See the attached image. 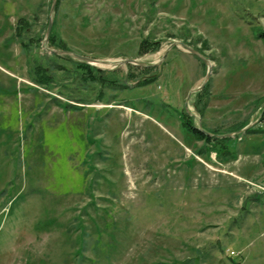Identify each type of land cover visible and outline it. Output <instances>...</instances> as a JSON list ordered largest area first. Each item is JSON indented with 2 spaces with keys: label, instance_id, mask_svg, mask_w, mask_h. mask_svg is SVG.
<instances>
[{
  "label": "rangeland",
  "instance_id": "1",
  "mask_svg": "<svg viewBox=\"0 0 264 264\" xmlns=\"http://www.w3.org/2000/svg\"><path fill=\"white\" fill-rule=\"evenodd\" d=\"M51 1L0 0V264H264V0Z\"/></svg>",
  "mask_w": 264,
  "mask_h": 264
},
{
  "label": "trees",
  "instance_id": "2",
  "mask_svg": "<svg viewBox=\"0 0 264 264\" xmlns=\"http://www.w3.org/2000/svg\"><path fill=\"white\" fill-rule=\"evenodd\" d=\"M57 2V1H56ZM24 30H26L27 31V27H25V29ZM261 33V32H260ZM261 36V38H264V33L262 32L261 34H260ZM157 43V42H156ZM155 42H153L152 44H153V47H154V45L156 44ZM152 47V49L154 50L156 47H157V45H155V47L153 48ZM85 64H83L86 68H87V70H84L85 71V73H83V77H85V78H88V79H91V80H97V81H103V78L100 76L99 77V75H100V73H101V69L100 68H97V67H95V66H93V65H91V64H88V63H86V62H84ZM145 69H148V68H145ZM46 71H47V67H43L42 69H41V67H40V64L38 65V70H37V74H38V78H36V80L39 82V83H41V84H44L45 86L47 85V86H49V84L51 83V80L49 79L50 78V76L49 75H47V74H45L46 73ZM102 78V79H101ZM149 80V79H148ZM109 82V81H108ZM122 85H126V82H125V80H123V83H122ZM242 128V127H241ZM241 128H238V129H236L235 131H238V130H240ZM189 129L194 133V135H197L199 138H201V139H203L204 141H206V142H208V143H213L214 141H216L217 143H219V146L220 145H222V146H220L222 149H224V147L227 145V141H228V137H218L217 135H213V136H206V135H204L202 132H200L199 130H197L196 128H192L191 126H189ZM250 129H252V128H248L246 131H249ZM226 151V150H225ZM227 152V151H226Z\"/></svg>",
  "mask_w": 264,
  "mask_h": 264
},
{
  "label": "water",
  "instance_id": "3",
  "mask_svg": "<svg viewBox=\"0 0 264 264\" xmlns=\"http://www.w3.org/2000/svg\"><path fill=\"white\" fill-rule=\"evenodd\" d=\"M55 4H56V0H52L51 1L50 12H53V10L55 8ZM51 27H52V19L50 18L49 21H48V23H47L46 35H45L44 42L48 41L49 34H50V31H51ZM176 43H178V42H172L170 44L169 48L171 46H174ZM178 44H180L181 46H183V48H185L186 50H188L191 54L199 57L201 60H203L204 63L208 64L207 59H205L197 50H195L194 48H192V47H190V46H188V45H186V44H184L182 42H179ZM47 50H49L52 53H57V54H60V53H66L67 54V53H69V51L66 52L64 50H51V49H47ZM77 57L80 60L85 61V62H87L89 64H93L94 62L101 61V60L93 59V58H90V57H87V56H81L80 54ZM102 62H105V61L102 60ZM121 63H132V64H137V65H140V66H146L144 63H141L140 61H137V60H134V59H126V60L122 61ZM210 72H211V69H210V67L208 65V70H207V72H205L206 73V75H205V81L199 87H197V88H195V89H193L191 91H195L196 92V91L201 90L205 86L206 82L208 81V78L210 76ZM250 127H251V124L250 125H247L244 128H241L238 132H243V131L247 130ZM198 129L201 130V131H203V132H205L207 135L211 136V133L210 132H206V131H204L201 128L200 123H199ZM227 135H230V134L218 135V136L219 137H223V136H227Z\"/></svg>",
  "mask_w": 264,
  "mask_h": 264
},
{
  "label": "flooded vegetation",
  "instance_id": "4",
  "mask_svg": "<svg viewBox=\"0 0 264 264\" xmlns=\"http://www.w3.org/2000/svg\"><path fill=\"white\" fill-rule=\"evenodd\" d=\"M191 125V127L192 128H196L197 130H199L198 129V127L197 126H195V124L193 125V124H190ZM200 132H202L204 135H206L207 136V134L205 133V132H203V131H201V130H199ZM205 131V130H204ZM209 136V135H208Z\"/></svg>",
  "mask_w": 264,
  "mask_h": 264
},
{
  "label": "bare ground",
  "instance_id": "5",
  "mask_svg": "<svg viewBox=\"0 0 264 264\" xmlns=\"http://www.w3.org/2000/svg\"><path fill=\"white\" fill-rule=\"evenodd\" d=\"M104 62H102V61H98V62H94L93 64H96V65H102ZM106 64V63H105Z\"/></svg>",
  "mask_w": 264,
  "mask_h": 264
}]
</instances>
